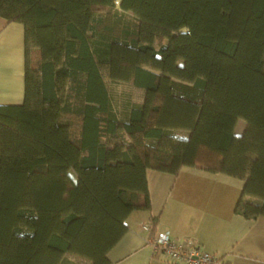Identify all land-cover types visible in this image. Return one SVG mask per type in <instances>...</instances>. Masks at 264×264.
I'll list each match as a JSON object with an SVG mask.
<instances>
[{"label": "trees", "instance_id": "16d2710c", "mask_svg": "<svg viewBox=\"0 0 264 264\" xmlns=\"http://www.w3.org/2000/svg\"><path fill=\"white\" fill-rule=\"evenodd\" d=\"M116 1L0 0L26 49L24 102L0 105V264H110L149 168L239 177L237 213L264 214V0Z\"/></svg>", "mask_w": 264, "mask_h": 264}, {"label": "crops", "instance_id": "0c3cea01", "mask_svg": "<svg viewBox=\"0 0 264 264\" xmlns=\"http://www.w3.org/2000/svg\"><path fill=\"white\" fill-rule=\"evenodd\" d=\"M25 67L24 24L0 15V105L24 102ZM245 129L240 119L236 134ZM147 181L151 208L127 217V232L107 254L110 264H173L156 255L148 241L160 231L172 239L195 240L223 264H264V214L251 219L236 211L244 179L197 164L183 165L177 174L149 168ZM246 199L262 202L254 196Z\"/></svg>", "mask_w": 264, "mask_h": 264}, {"label": "built area", "instance_id": "2783aa9c", "mask_svg": "<svg viewBox=\"0 0 264 264\" xmlns=\"http://www.w3.org/2000/svg\"><path fill=\"white\" fill-rule=\"evenodd\" d=\"M150 230V225H145ZM156 255L165 256L173 264H223L219 256L210 253L193 239H172L169 232L160 231L149 238Z\"/></svg>", "mask_w": 264, "mask_h": 264}, {"label": "rangeland", "instance_id": "374dc122", "mask_svg": "<svg viewBox=\"0 0 264 264\" xmlns=\"http://www.w3.org/2000/svg\"><path fill=\"white\" fill-rule=\"evenodd\" d=\"M119 0L116 1L118 5ZM112 89L114 95L118 97L119 104L123 103L127 98L132 97L135 100H141L142 98V91L138 88L130 86L127 83H114L112 84ZM117 101V98H116ZM180 135H184V133H179ZM122 135H118L113 138V141L121 140ZM66 264H89V261L85 258L78 257L76 255L67 254L66 256Z\"/></svg>", "mask_w": 264, "mask_h": 264}]
</instances>
